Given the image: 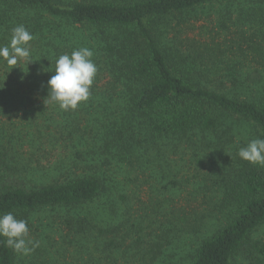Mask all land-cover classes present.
Returning <instances> with one entry per match:
<instances>
[{
	"label": "trees",
	"instance_id": "obj_1",
	"mask_svg": "<svg viewBox=\"0 0 264 264\" xmlns=\"http://www.w3.org/2000/svg\"><path fill=\"white\" fill-rule=\"evenodd\" d=\"M211 1L223 0H0V45L9 43L17 25H24L34 36L30 59L14 66L23 76L0 85V107L14 105V110L21 109L29 118L25 117L27 135L23 137L18 135V127L8 131L0 126V215L11 212L18 220L27 221L32 212L47 207L73 208L94 202L105 185L98 174L87 171L83 162L87 155L81 151L97 145L100 149L91 151L93 157L100 161L104 157L107 163L112 153L121 162L117 151L126 145L122 138L125 131L130 136L146 135V142L149 138L172 143L178 149L182 144L188 148L202 146L214 156L227 147L231 136L207 143L197 139L215 133L221 117L246 124L253 139H264V30L263 40L253 47L255 66L240 74L222 68L209 45L179 40L177 25L171 22L177 14ZM224 1L227 14L236 2L241 12L253 8L251 17L260 27L264 24V0ZM49 35L54 40L45 43ZM86 46L93 51L98 72L89 99L82 102L87 114L84 131L78 127L74 112L61 110L56 116L59 122L52 113H45L35 92L43 89L46 97L56 59ZM102 75L108 79L107 99L114 101L115 96L116 101L97 109L93 105L94 88ZM229 81L248 89L250 98L227 91L224 82ZM107 115H112L109 118L115 124L118 120L123 129L110 124ZM37 117L39 122L34 121ZM91 123L106 131L101 134ZM238 125L230 129L239 132ZM28 140L38 144L37 151H46V159L60 146L70 148L73 158L69 165L47 167L42 156H26L23 145ZM233 157L225 161L226 170L211 179L218 192L212 208L227 219L201 236L187 264H235L240 255L249 264H264V241L254 239L264 223V167L242 160L237 153ZM78 163L87 173L72 175ZM54 169L57 175L46 178L47 182L29 183L32 177L45 178L48 170ZM76 227L83 233L93 230L95 239L103 236L99 264H177L168 254L166 244L172 240L167 235H156L142 245L141 237L133 238L119 226L93 224L88 216ZM4 239L0 237V264H17L19 253ZM35 253L31 264H44L38 249Z\"/></svg>",
	"mask_w": 264,
	"mask_h": 264
},
{
	"label": "rangeland",
	"instance_id": "obj_2",
	"mask_svg": "<svg viewBox=\"0 0 264 264\" xmlns=\"http://www.w3.org/2000/svg\"><path fill=\"white\" fill-rule=\"evenodd\" d=\"M231 5H233L230 7L231 13L227 14L226 1H211L196 9L177 14L171 22L177 25L179 40L182 39L183 42L196 40L202 45H209L214 49L217 63L222 68L227 71L235 69V72L242 74L245 68L255 66L253 47L263 40L264 24L260 27L251 17L255 14L251 12L253 8L241 12V6L236 2ZM52 40L54 38L49 35L44 42ZM16 76L22 77L23 74L14 67L10 69L9 66L1 64L0 61V78L6 79L5 81L0 79V85L9 84ZM107 81V77L102 75L95 84L96 96L93 105L97 109L116 101L115 96L114 101H109L106 97ZM224 84L227 91L235 92L243 98H250L248 89L238 87L236 83L232 84L230 81ZM218 88L221 89L219 86ZM42 92L43 89L41 92H35L37 102L42 104L45 113L49 116L52 113L54 120L59 122L56 116L61 109L56 104L47 102L45 104L44 100L48 94L45 97ZM82 106L80 103L76 110L68 112L77 114L78 127L85 131L87 122L85 125L84 121L87 114L82 110ZM14 107V105L0 107V126L6 127L8 131H14L15 127H18L20 129L18 135L26 136L25 117L28 121L29 118L21 109L14 110ZM111 116L107 115L110 124L123 129L117 125L118 120L115 124L114 120L109 118ZM221 119L216 132L208 133L209 138L201 135L197 139L207 143L209 140L218 141L219 137L224 139L231 136L227 147L219 151L217 156L209 155L211 150L202 146L188 148L182 144L178 149L172 143H157L149 138L146 142V135L136 133L130 136V132L127 131L122 137L127 140L126 145L117 151L123 158L121 162H118L112 153L108 155L107 163L104 157L100 161L99 158L93 157L91 152L100 149L97 145L85 147L81 151L87 155L86 161H83L84 165L87 166L88 172L99 175L105 190L89 204L73 208L47 207L32 212L27 220L29 235L39 241V247L35 249H38V253L46 260L44 264H99V258L102 256L100 249L105 240L103 236L95 239L91 229L83 233L76 227L77 222L85 216H88L93 224L119 226L121 231L130 233L133 238L141 237L142 245L156 235L164 234V237L167 235L172 240L170 244H166L170 250L168 254L173 256L171 261L187 264L189 253L196 247L201 236L210 234L215 225L227 219L224 214H219L212 208V204L218 198L216 186L211 181L213 175L215 176L218 171L224 172L228 166L225 161L231 159L234 153H238L240 147L253 139L250 134L251 128L246 124L238 125L230 119L226 120L225 117ZM39 120L38 117L34 119L37 122ZM91 124L101 134L106 131L98 124ZM235 125L240 126L241 131L230 129ZM84 136L88 138V135ZM86 142L85 145H88L89 141ZM37 146L36 142L28 140L23 149L27 152L26 156L31 158L42 156L41 160L47 167H54L55 163L69 165L70 159L73 158L70 148L63 149L60 146L53 154L51 152L48 161L45 158L46 151H37ZM33 162L35 163V159ZM76 171L72 175L87 173L82 170L79 163ZM56 173L55 169L54 172L48 170L45 178L32 177L29 183L47 182L45 179L53 177ZM107 236L110 237V234ZM254 239L264 241V223L254 233ZM35 256V250L28 255L19 254L17 264H31V259ZM235 264L249 262L240 255Z\"/></svg>",
	"mask_w": 264,
	"mask_h": 264
},
{
	"label": "clouds",
	"instance_id": "obj_3",
	"mask_svg": "<svg viewBox=\"0 0 264 264\" xmlns=\"http://www.w3.org/2000/svg\"><path fill=\"white\" fill-rule=\"evenodd\" d=\"M33 39V34L24 25L15 26L9 43L0 45V60H3L10 69L18 66L21 59L29 60L30 42ZM92 57L93 51L86 47L60 55L55 61L54 71H51L54 74L47 81L48 95L44 103L56 104L63 111H74L80 103L87 102L98 72ZM43 70L49 71V68ZM237 154L250 164L264 167V139L250 140L239 148ZM0 237L5 238L3 242L21 255H28L39 247V241L29 235L28 222L18 220L11 212L0 215Z\"/></svg>",
	"mask_w": 264,
	"mask_h": 264
}]
</instances>
